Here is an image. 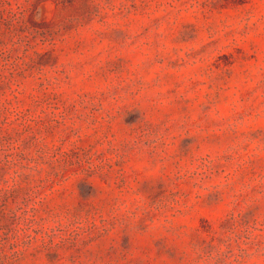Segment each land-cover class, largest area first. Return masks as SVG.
Wrapping results in <instances>:
<instances>
[{"label":"rangeland","instance_id":"1","mask_svg":"<svg viewBox=\"0 0 264 264\" xmlns=\"http://www.w3.org/2000/svg\"><path fill=\"white\" fill-rule=\"evenodd\" d=\"M0 264H264V0H0Z\"/></svg>","mask_w":264,"mask_h":264}]
</instances>
